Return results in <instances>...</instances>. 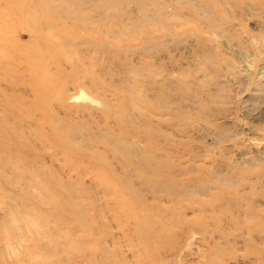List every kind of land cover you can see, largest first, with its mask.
I'll list each match as a JSON object with an SVG mask.
<instances>
[{
  "label": "rangeland",
  "instance_id": "rangeland-1",
  "mask_svg": "<svg viewBox=\"0 0 264 264\" xmlns=\"http://www.w3.org/2000/svg\"><path fill=\"white\" fill-rule=\"evenodd\" d=\"M0 264H264V0H0Z\"/></svg>",
  "mask_w": 264,
  "mask_h": 264
}]
</instances>
